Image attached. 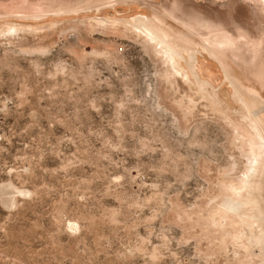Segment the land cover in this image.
<instances>
[{
  "label": "rangeland",
  "instance_id": "1",
  "mask_svg": "<svg viewBox=\"0 0 264 264\" xmlns=\"http://www.w3.org/2000/svg\"><path fill=\"white\" fill-rule=\"evenodd\" d=\"M194 1L210 25L188 0H0V264H264V198L219 208L250 163L242 100L264 102V0ZM154 15L227 56L183 53L174 83L133 26Z\"/></svg>",
  "mask_w": 264,
  "mask_h": 264
},
{
  "label": "bare ground",
  "instance_id": "2",
  "mask_svg": "<svg viewBox=\"0 0 264 264\" xmlns=\"http://www.w3.org/2000/svg\"><path fill=\"white\" fill-rule=\"evenodd\" d=\"M96 11H100V10H96ZM166 14H168V13H166ZM148 19H147V17L145 18L143 16H140L138 18V20L133 23V26L137 29H142L143 32L146 31V33H148V36L156 42L155 48L157 50V53H159L161 55L162 59H165L169 68L171 66L172 70H170L169 78L174 83L177 84V78H178V75L180 74V71L176 67V65H177L176 64V58L177 57L183 58L184 57L183 53H190L192 61H194V60L198 61L197 55H196L197 53L195 54L193 50L194 49L197 50V48L200 47L201 44L199 42H196L192 37H188V36L180 33L181 31L178 32V31L174 30L173 28H175V27L171 28L168 25L169 23L167 24L166 21L158 15H154V17L151 18V21L150 20L148 21ZM213 24H212V26H213ZM205 25H207V24L206 23L204 24V27L206 28ZM200 26H201V24H200ZM221 31H222V29H221ZM5 33H6V31H5ZM212 33H214V32H212ZM222 36H223V34H222ZM222 36L218 37V35H217V37L212 38L214 41H212V40L208 41L210 43V47H208L207 45L201 46V47H203V49L206 51L207 54H209L212 58L216 59L217 61H218V59H221V61H222L225 58V56H227V55H225V51L227 49L222 44L223 41L225 40V38ZM193 73H194L199 85L201 86V88L205 92H207L208 94H211V97L213 98V100L215 102L222 104L223 101H222L220 94H219L220 91H217L216 87L213 86L212 84H210L209 82L202 80L197 69H196V67L193 68ZM181 76H183V75H181ZM226 76H227V79L229 80L230 79L229 75L226 74ZM247 96H245V97L247 98ZM240 100H241V98H240ZM250 100H251L250 102L246 101L245 99H244V101L242 100V103L245 106L250 107L251 114L246 115L244 118L245 121H243L245 124V128L247 127L248 129L246 128V130L245 129L243 130L242 127H240L242 130H240L239 128L237 129V131L239 133L238 137H237V141H239V142L240 141L242 142V140L244 141V143L242 142L243 147H245V150L242 149L243 154L245 155V157L247 158V160L250 163L247 165L248 167L246 166L247 170L242 177V181H239L240 182V186H239L240 188H238L236 190L238 197H235V195L230 194L231 192L228 191V187L223 186V192L225 194V200L220 204V207H219L220 210L222 211V213H225L227 216H230V217L235 216V218L232 217L231 220L237 219L236 217H239V218H242V222H243V218L245 216H247V214L253 213V211H250V210H248V212H246V210L242 211L241 210V207L243 206L242 202L243 201L247 202V200H249V198H252V197L257 198L256 201H258V202H259L258 199L264 198L262 195V193L264 192V110H263L264 102L262 103L261 100L258 99V97H256V96H251ZM245 109H246V107H245ZM11 185L12 184H10V185L7 184V186L1 187V188L4 187L3 188L4 194L8 195V194H15L16 193V195H17V193H20L22 191V190L21 191L17 190L16 188L12 187ZM0 192H2V190ZM246 192H248V194L249 193H251V194H249L248 196H243L244 193H246ZM25 193H27V192H25ZM20 195H22V193ZM12 196H14V195H11V197ZM11 197H9V198H11ZM7 198L8 197H6V199ZM3 199H5V198H3ZM13 199H15V198L13 197ZM219 199L221 200L222 198H219ZM219 199H218V201H219ZM11 203H13V202H11ZM255 204H257V202ZM246 205L248 206L247 203H246ZM246 205L244 204V206H245L244 208H246ZM6 207H9V206L7 205ZM14 207H15V204H14ZM256 211L258 212V214H260L259 209L255 210V212ZM255 212H254V214H255ZM224 216L220 220L221 223H219V220L218 221L214 220L215 218L213 220L210 219V223L211 224L213 223V225L217 229H222L225 227V224L228 221L226 219V216L225 217ZM248 216H250V215H248ZM260 216H263V213ZM230 217H229V219H230ZM248 219H250V217ZM247 224L249 225V223H247ZM253 225H254L253 223H250V226H253ZM251 234L253 235L252 240L255 244H262V243L264 244V233H263L262 237L258 236L256 233H251Z\"/></svg>",
  "mask_w": 264,
  "mask_h": 264
},
{
  "label": "crops",
  "instance_id": "3",
  "mask_svg": "<svg viewBox=\"0 0 264 264\" xmlns=\"http://www.w3.org/2000/svg\"><path fill=\"white\" fill-rule=\"evenodd\" d=\"M240 0H232V6H235L236 4H238ZM242 1V0H241ZM188 2L191 4L190 6H194L195 10L197 13H202L204 14V16H206L208 18V22L210 25V13H207L205 11L202 10V7L204 6L203 3H199V2H195L194 0H188ZM186 14H184L185 16H190L191 18H195L197 17L196 22L199 23V19H198V15L194 14L193 12L187 11L185 12ZM182 14V13H181ZM177 16H179V14H176ZM208 34L210 33V30L207 31ZM210 39V37H208Z\"/></svg>",
  "mask_w": 264,
  "mask_h": 264
}]
</instances>
